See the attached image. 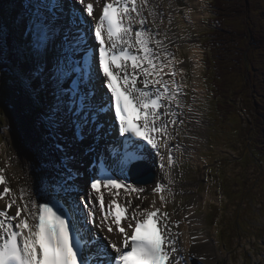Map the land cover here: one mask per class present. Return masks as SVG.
Returning <instances> with one entry per match:
<instances>
[{"label": "snow or ice", "instance_id": "obj_1", "mask_svg": "<svg viewBox=\"0 0 264 264\" xmlns=\"http://www.w3.org/2000/svg\"><path fill=\"white\" fill-rule=\"evenodd\" d=\"M156 9L152 0H21L14 13L0 10V100L10 88L35 114L36 148L62 194L56 203L23 187L17 195L0 169V264H188L172 231L179 221L155 200L119 202L120 190L147 198L129 177L145 174L153 153L170 177L183 124ZM114 134L123 137L115 153ZM151 192L170 189L157 182Z\"/></svg>", "mask_w": 264, "mask_h": 264}, {"label": "rangeland", "instance_id": "obj_2", "mask_svg": "<svg viewBox=\"0 0 264 264\" xmlns=\"http://www.w3.org/2000/svg\"><path fill=\"white\" fill-rule=\"evenodd\" d=\"M15 1V3H17V9L15 11H17L19 2L18 0ZM191 1L193 2V0ZM253 1L255 4V15H253V17L256 19L261 14H263L260 8L264 6V0H251V2ZM180 3H183V1H180ZM184 3L186 4L187 0ZM201 7L202 15L198 16V20L201 21V24L199 23L200 28L204 27L202 23L203 20H208L207 16L212 14L209 5L203 4V6ZM163 23H167V21L163 20ZM206 25L207 26L202 29V39L210 28L209 24ZM194 36L199 38L196 35ZM263 88L264 87H262V90ZM204 94L206 96V91ZM200 97L204 98V95H200ZM208 99L212 101L209 92ZM0 101L3 109L2 121H0L1 144L5 143L8 148L14 149L16 153H18L17 149L23 150L28 147V158L33 163L35 170H39V164L42 160V157L36 148V144L39 138L35 139L33 143H31V141L27 138L28 136H30V129H35V131L38 130L34 126L35 118H33V115L31 117L30 110L28 109V111H26V102L22 97L15 94L10 88L7 89L6 98ZM214 101L215 104L213 108H217L216 105L219 102H222L223 104L222 99H214ZM24 103L25 107L20 109V105L23 106ZM211 106L207 105L203 109L206 111L205 116L208 118H204L205 129L210 133V142L212 143V148L209 149V143L207 140L206 142H203L201 146H199V157L194 159L190 158L189 163L190 166H192L189 168L190 173L187 177L190 180H187V182L192 185L185 187L184 190L195 191V195L194 197H192V193L184 195L183 198L179 200V202L177 201V205L175 207L176 215L174 219L180 220V218H177L182 215V208L187 204L189 200L199 197L200 204L196 206L194 210L195 216L203 219L207 211V217L212 218V221H214L216 209L220 207L221 200L224 201L225 207L223 210L224 219L222 232L225 233L227 227L230 228L235 224H237V227L235 228L234 226L233 231H231L230 238H232V241H229L231 245L227 243V247L225 246V234L223 235L221 233L222 244H219L218 246L220 255L211 263L229 264L230 256V260H232L235 264H249L251 262L250 257H252L250 255L259 254V251H261V246H263L264 248V178L261 179L260 184H256L258 179L261 176H264V162H255L256 160L252 162H246L245 160H243V156L245 155V153H248V148H246V145L243 146L244 144H246L247 139L245 136V129H243L242 127L241 129L243 130L237 129L239 131L237 134L229 132V134H227L226 141L223 140V133H221L220 131H229L226 130L228 129V125L220 123L223 122V120H220V122H218L220 117L216 113V110H212ZM238 116H240L241 123L245 122L246 114L244 112H236L235 117L231 119L233 124H229V129L235 130V128L239 127ZM223 117L224 119H226L228 115H224ZM211 121L213 122L212 124ZM208 125L209 127H211V129L207 128ZM212 133H216L217 137H212ZM191 134L193 136H196L200 135V132H192ZM211 137L213 139H211ZM241 147H243V149H241ZM3 149H6V146H4ZM18 156L21 158H26L20 155ZM219 158H221L222 163L225 164L221 165V169L218 172L223 173L224 171V182L226 184H229V187L231 188V191H229L230 195H236L235 200H240L246 195H248L249 197L243 199L242 201L240 200L233 202L230 198L229 200H227V197L220 193V190H218L217 180V178H219V175L218 173H216L217 176L214 175L213 177V174L210 173V171H214L217 166H219ZM262 158H264V156H262ZM207 179H212V181H207ZM249 186L253 187L251 192L249 191ZM254 194V199L250 200V197ZM261 197L263 198V201L261 200ZM260 203L263 204L262 207L260 206ZM238 206L244 207V210H238ZM220 210L221 209L219 208V211ZM242 219L250 224L248 232H243L240 228L239 222L243 223ZM211 225L212 226L205 228L209 231L210 234L214 236L216 230L215 228L218 229V226L212 223ZM217 238L220 240L219 234L217 235ZM227 238L229 239L228 235ZM256 244H259V246H257ZM259 259H262L259 264H264V250L257 257L253 258V264L257 263Z\"/></svg>", "mask_w": 264, "mask_h": 264}, {"label": "bare ground", "instance_id": "obj_3", "mask_svg": "<svg viewBox=\"0 0 264 264\" xmlns=\"http://www.w3.org/2000/svg\"><path fill=\"white\" fill-rule=\"evenodd\" d=\"M153 3H157L158 5V8H157V12L160 13V18L157 20V24L159 25V28H160V38L163 39L164 37V32L167 33V37L168 39L164 41V43L166 44L167 46V49L168 51H170L173 56H174V59L176 61L175 63V68L177 70V75L175 76V80H178L180 82V85L182 86V90H181V95L179 97L180 99V102H181V105L182 107L178 109V112L180 113L181 116H183V110L185 108V105H184V100H186V80H185V69L187 68V66L190 64L192 67H195V69H198V66H199V61H195V57L199 56L200 54V48H199V45L197 44V42H191L189 43L188 45V49H189V52H191V57H188L184 60H180L178 57H177V53L172 49V44L173 42L175 41V37H174V34H173V30L172 29H175V28H169L168 30L164 31L163 28H162V22H161V19L162 21L167 18V16L169 15L170 13V7H171V3H172V0H152ZM95 7V6H94ZM101 11V8H98L97 9V14ZM189 17L188 16V21H189ZM147 27L149 28H152L153 31L157 30L151 23V18H149V23L147 25ZM158 28V29H159ZM166 79H168V77H166ZM204 90H202L200 88V85L199 84H195L193 86V97L195 99V102H198L197 100V97H198V94L203 92ZM188 115H189V121L192 125L193 128H199L201 129L202 127H204L205 125V122L201 120V115L198 111V108L195 104H190L188 106ZM180 120V119H179ZM204 122V124H203ZM195 130V129H194ZM201 132V136H197L196 137V143L199 145L201 144L203 141H205L206 139V132L205 131H200ZM205 133V135H204ZM112 138V139H111ZM110 140L108 141V143L112 140H113V137H111ZM171 143V141H170ZM173 143V142H172ZM176 145H179V149H182L184 151H188V152H191V153H196L197 149H198V146L197 145H193L192 143L190 142H186V143H177L176 144V141L174 143V147ZM104 142L101 143V146H100V151L103 152L104 151ZM12 147V146H10ZM175 149H177V147H175ZM2 155L6 154V162H7V169L10 170L11 168L18 171V168L15 166L16 165V162L14 160V158L12 156H9L7 155V151H3L1 152ZM20 161H27V159L23 160L22 158H20ZM149 164L154 167V164H151L152 163V158L150 157L149 159ZM29 166L31 167V164H29ZM32 170L29 171V175H32ZM20 177V180H17L16 181V185L18 187V189L20 190L22 187L26 189V191L28 193L33 192V190L36 191V194L40 193L42 194V190H41V184H39L37 187L33 188L32 190H29L25 185H29L31 186V182L34 181L35 183V180H32V181H29V182H26L29 178V176H27V174L25 172H22L21 175H19ZM34 177V176H33ZM51 177L55 180L57 178L54 177V173H52ZM161 177V174L159 175L158 178ZM31 179V178H29ZM166 183H167V188L170 189V191L172 190V186H173V183L172 181L169 183V180H166ZM154 184L155 182H152V183H146V184H143L142 187H144L146 190H147V198L146 199H143V200H139V201H136L135 203L132 204L133 208L136 204H140L141 205V208H146V207H150V201H152L151 199L153 198H157V195L158 194H153L151 192V189L154 187ZM5 185H0V190L4 187ZM6 186H9L8 184ZM45 190V188H44ZM124 193V192H123ZM169 192H164L162 193L163 195H166L168 194ZM105 195H106V198H109V195L107 192H105ZM129 196H132V194H128ZM144 194H141V197L143 196ZM121 197L124 198V202H125V199H126V194H121ZM8 197H5L4 200H7ZM35 199V198H34ZM4 200H0V208H3L5 206L4 204ZM195 203H197V200H191L186 207H184L182 209V214H183V220L184 221H188V224H189V230H188V233L186 235V237H183L182 234H179L178 237L181 241V243L185 244V247L190 251L189 253V257H191V255H194L195 257H199V256H206L207 259L204 260V262L206 263H209L210 261H212L216 256L219 255V251L217 250L216 248V245L215 243L213 242V240L211 238H203V237H200L198 232L196 231V228L198 227L199 223L201 222L200 220L196 219L195 215H194V205ZM132 209H130L131 211ZM10 213L12 212V210L10 209L9 211ZM181 227L183 228H186V223L185 222H182L181 224ZM102 234V236L105 234V233H99V235ZM112 238H115V237H112ZM193 238H195V240H193ZM196 262V261H195ZM195 262H193L195 264ZM198 262V261H197ZM197 264V263H196Z\"/></svg>", "mask_w": 264, "mask_h": 264}, {"label": "trees", "instance_id": "obj_4", "mask_svg": "<svg viewBox=\"0 0 264 264\" xmlns=\"http://www.w3.org/2000/svg\"><path fill=\"white\" fill-rule=\"evenodd\" d=\"M245 0H216L217 3V9H216V13H217V24L215 25V27L217 29H221L220 30H215V36L219 37L221 39L222 42L227 43L229 42V36L227 35L229 33V30H231L234 33V36L237 38L236 41H238L239 36L241 35L242 37H248V35H250V29L249 27H245L243 25H238L235 21H238V19H241L243 16V13L248 9L247 6L248 4V0L246 1V3H244ZM230 15H234V17L231 19ZM238 17V18H237ZM235 20V21H233ZM247 23V21L245 22V24ZM218 25V26H217ZM229 28V29H228ZM247 28V29H246ZM247 31V32H245ZM240 37V38H242ZM240 40V39H239ZM239 42V41H238ZM255 45H257L258 43H262L261 40L254 41ZM234 45H236V47L239 49L238 53L240 54V62H243V64H245V62L247 61V55H244L245 50H243L240 46L239 43H234ZM241 69V67H237L236 72H239ZM253 87L250 83L246 84V93L249 94V97H253ZM243 92V90H242ZM261 106V107H258ZM252 109L255 110L257 113H261L262 107H264V105L259 103V100H255V104L251 105ZM257 119L259 120V116L257 117ZM264 126L261 124H256L255 126H253L255 129H257V133L260 136H264V127L263 129H258L259 127Z\"/></svg>", "mask_w": 264, "mask_h": 264}]
</instances>
